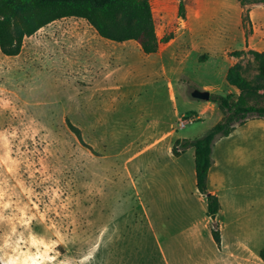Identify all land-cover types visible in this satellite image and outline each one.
<instances>
[{
  "label": "rangeland",
  "instance_id": "obj_1",
  "mask_svg": "<svg viewBox=\"0 0 264 264\" xmlns=\"http://www.w3.org/2000/svg\"><path fill=\"white\" fill-rule=\"evenodd\" d=\"M150 5L158 38H171L157 57L177 79L175 103L160 63L132 47L103 92L58 70L54 40L40 44L38 68L25 50L15 60L0 52V264H264V145L254 147L251 174L229 169L220 181L219 246L190 152L178 162L183 175L166 169L170 131L194 139L218 121L206 102L192 112L202 101L191 93L222 94L224 70L238 61L232 53L249 41L264 53V3L247 12L238 0Z\"/></svg>",
  "mask_w": 264,
  "mask_h": 264
},
{
  "label": "trees",
  "instance_id": "obj_2",
  "mask_svg": "<svg viewBox=\"0 0 264 264\" xmlns=\"http://www.w3.org/2000/svg\"><path fill=\"white\" fill-rule=\"evenodd\" d=\"M240 7L264 3V0H238ZM178 15L184 17V4L178 5ZM75 17L85 20L103 39L113 42L134 41L143 54L158 51L161 43L154 28L150 0H0V52L3 56L19 55L25 37L53 21ZM249 21L248 15L244 16ZM249 30L246 34H250ZM238 61L226 72L225 81L238 94H210L222 118L202 136L194 139H177L171 154L179 157L187 149H194L195 186L204 197L207 217L217 215L220 204L217 196L207 189V175L213 164L212 149L217 140L228 137L238 126L253 119H264V53L252 49L235 51ZM69 130L80 143V130L68 122ZM87 147V146H86ZM90 149V148H88ZM214 220L210 230L215 245L220 244V232ZM264 261V249L259 252Z\"/></svg>",
  "mask_w": 264,
  "mask_h": 264
},
{
  "label": "crops",
  "instance_id": "obj_3",
  "mask_svg": "<svg viewBox=\"0 0 264 264\" xmlns=\"http://www.w3.org/2000/svg\"><path fill=\"white\" fill-rule=\"evenodd\" d=\"M52 40L57 43L56 47L51 44ZM131 42L134 41H125L118 43L103 39L85 20L75 17H66L53 21L52 23L44 26L32 36L25 37L23 39L22 48L19 55L14 57H5L15 60L25 50L26 54H28V56L30 57L33 65L38 68L40 63H45L44 46H40V44L44 45L45 43H49L48 46L53 45L51 48L53 50L56 49L55 55H57L58 57V70L66 72V74L69 73L70 79L74 80V83L78 84L80 87H92L93 90L97 92H103L106 87H110L109 82H111V79L120 71H122L124 66L123 62L124 60H126L124 56L128 55V50L126 51L127 47H132L133 49H137L142 53L139 46L135 42V45L129 44ZM159 46L162 45L160 44ZM247 49L261 52L260 50H257V48L253 46L250 41L248 42ZM159 50L160 48H158V51L156 53L151 55H145L143 53L142 54L144 56H147V59L151 60V58H154L160 63V77L166 84V90L169 91L170 99L173 103H175L177 97L174 93L173 81H177V79H173V77H171L170 75L163 73L164 60L157 57V55H159ZM229 67L230 66L225 68L223 73L224 91L222 94L237 95L238 92L233 87L229 86L225 81L226 72ZM81 91L82 89H79L78 96L81 95ZM206 103L208 105H211V111L218 114L217 120L220 121L221 114L217 106L210 102ZM204 107V102H201L198 112H192L199 114ZM176 114H178V111ZM171 127L173 126L170 125V128L168 130H170ZM169 134L170 137H173V141H175L176 139H185L184 137L179 138L178 136H176L177 132L175 130L170 131L168 135ZM164 137L165 135H161L156 140V142H158V144L161 143ZM258 145H264V119L249 120L244 125L236 127V129L228 137L220 138L215 142L212 149L213 164L209 169L207 175V189L211 194L217 196L220 204V210L216 215L215 220L219 215H222L221 212L223 210L221 199L219 196V186L221 184L220 181H223V178H229L227 172L229 169L233 171V173L230 174V177L234 176V171L240 170L244 167H246V172L251 174V160L255 156L254 147ZM188 152H190L191 154V167L193 166V168H191V171H194L193 148L187 149L186 152L181 156L174 158L171 154L170 149V155L173 162L169 165H166V169L168 170L170 176L174 179H177L179 175H183L184 169L178 162L181 161V159ZM193 174L195 183V171ZM213 182H217L215 184L219 185H215ZM222 225L223 224L219 223V232L221 233L223 229Z\"/></svg>",
  "mask_w": 264,
  "mask_h": 264
},
{
  "label": "water",
  "instance_id": "obj_4",
  "mask_svg": "<svg viewBox=\"0 0 264 264\" xmlns=\"http://www.w3.org/2000/svg\"><path fill=\"white\" fill-rule=\"evenodd\" d=\"M191 97L195 100H199V101H202V102H209V99H210V93L207 92V91H204V90H194L192 93H191ZM216 218V215H211L210 216V219L212 221H214Z\"/></svg>",
  "mask_w": 264,
  "mask_h": 264
},
{
  "label": "built area",
  "instance_id": "obj_5",
  "mask_svg": "<svg viewBox=\"0 0 264 264\" xmlns=\"http://www.w3.org/2000/svg\"><path fill=\"white\" fill-rule=\"evenodd\" d=\"M196 118V116H193V114H191L189 117H186L179 122V127L184 128L187 123H192Z\"/></svg>",
  "mask_w": 264,
  "mask_h": 264
},
{
  "label": "bare ground",
  "instance_id": "obj_6",
  "mask_svg": "<svg viewBox=\"0 0 264 264\" xmlns=\"http://www.w3.org/2000/svg\"><path fill=\"white\" fill-rule=\"evenodd\" d=\"M10 128V127H9Z\"/></svg>",
  "mask_w": 264,
  "mask_h": 264
}]
</instances>
